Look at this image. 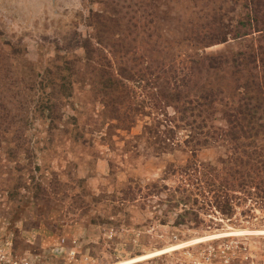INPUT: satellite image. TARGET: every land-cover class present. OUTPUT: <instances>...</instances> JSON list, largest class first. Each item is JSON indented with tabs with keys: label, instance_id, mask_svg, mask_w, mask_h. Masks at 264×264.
Here are the masks:
<instances>
[{
	"label": "rangeland",
	"instance_id": "374dc122",
	"mask_svg": "<svg viewBox=\"0 0 264 264\" xmlns=\"http://www.w3.org/2000/svg\"><path fill=\"white\" fill-rule=\"evenodd\" d=\"M2 8L0 264L185 262L220 237L231 264H264V199L233 185L214 204L226 171L205 164L232 146L192 135L230 123L240 155H264V0Z\"/></svg>",
	"mask_w": 264,
	"mask_h": 264
},
{
	"label": "trees",
	"instance_id": "16d2710c",
	"mask_svg": "<svg viewBox=\"0 0 264 264\" xmlns=\"http://www.w3.org/2000/svg\"><path fill=\"white\" fill-rule=\"evenodd\" d=\"M160 70L165 76L170 73L168 78L172 85L176 86V83L180 82V80L176 79L177 71L176 69L174 70L173 66H170V68L164 72L163 68ZM197 97L198 98L196 100L200 103L192 101L195 103V107L191 108L189 106L190 108L187 107V109H185V111H188L189 114H191L193 110H197L196 107L203 106L207 102L208 104L212 102V100H210L211 95L209 93H200ZM197 128L199 129V132H194L192 135L197 136L198 134H201L204 139L203 143H215L218 139H224L222 140L224 143H226L228 146H232L230 147V157H226V159L217 158V160L213 163V167L212 165L205 164V168H208L209 170H215V166L221 164L226 171L222 178L218 177L219 180L214 178L209 182L210 187L214 188L212 190L214 193L210 197L212 202L216 205L220 204L222 207L228 206V202L232 198V196L228 195V188H231L233 185H236V187L242 190L244 196L249 195L247 190H243L248 185V188L252 187L253 193H255L256 197L264 199V155H240L239 152H237L239 147H237L238 137L234 132L235 127L230 123L228 126H225L224 129H215L211 126H206L205 124L200 125ZM192 135L188 138H193L194 136ZM194 166L195 165L192 166L193 170L190 174H184L186 179L182 181H184L186 185L188 184L187 181H191L192 183L196 184L202 183L201 178L196 176L201 172L199 168L202 169L203 167L200 166L198 168L195 166L194 168ZM188 170L189 169H187L186 172Z\"/></svg>",
	"mask_w": 264,
	"mask_h": 264
},
{
	"label": "built area",
	"instance_id": "2783aa9c",
	"mask_svg": "<svg viewBox=\"0 0 264 264\" xmlns=\"http://www.w3.org/2000/svg\"><path fill=\"white\" fill-rule=\"evenodd\" d=\"M229 237L216 238V244H207L197 254L199 259L190 257L185 262L171 260L169 262H159V264H231L235 258L236 242L228 240ZM261 253L264 256V237L260 241Z\"/></svg>",
	"mask_w": 264,
	"mask_h": 264
},
{
	"label": "clouds",
	"instance_id": "9594fccd",
	"mask_svg": "<svg viewBox=\"0 0 264 264\" xmlns=\"http://www.w3.org/2000/svg\"><path fill=\"white\" fill-rule=\"evenodd\" d=\"M14 6H18L22 11L31 10L39 3V0H9ZM4 0H0V11H3L2 5Z\"/></svg>",
	"mask_w": 264,
	"mask_h": 264
}]
</instances>
